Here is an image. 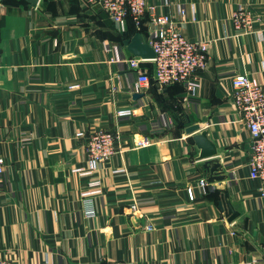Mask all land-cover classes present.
I'll use <instances>...</instances> for the list:
<instances>
[{
  "label": "crops",
  "instance_id": "1",
  "mask_svg": "<svg viewBox=\"0 0 264 264\" xmlns=\"http://www.w3.org/2000/svg\"><path fill=\"white\" fill-rule=\"evenodd\" d=\"M151 1L176 11L189 38L211 41L209 65L192 100H185L179 83L160 90L153 82L137 90L129 64L111 61L114 45L123 59L133 54L116 43L118 31L99 6L86 0H40L36 6L0 0V155L6 158L0 259L244 264L255 257L264 264L261 183L249 177L251 137L230 99L237 74L264 85V0ZM239 6L253 11L252 32L235 29L231 15ZM145 66L153 74L154 63ZM176 101L224 151L229 178L209 183L207 194L198 183L206 172L193 134L171 113ZM121 109L133 113L119 117ZM98 129L118 133L121 151L95 173L81 174L78 169L89 165L88 136ZM81 131L84 137L77 135ZM144 136L152 143L135 147ZM119 168L125 171L115 173ZM97 180L100 191L92 187ZM224 190L240 212L232 221L219 207Z\"/></svg>",
  "mask_w": 264,
  "mask_h": 264
},
{
  "label": "built area",
  "instance_id": "2",
  "mask_svg": "<svg viewBox=\"0 0 264 264\" xmlns=\"http://www.w3.org/2000/svg\"><path fill=\"white\" fill-rule=\"evenodd\" d=\"M88 5H97L102 8L113 22L115 29L124 33L128 29L129 18L137 27L146 22L148 25V43L154 48L156 57L145 60L141 57L128 55L125 59L118 55V46H113L114 56L112 62L128 63L137 78L135 86L137 90L148 88L154 81L162 90L164 87L180 83L185 86V100H192L201 88L200 72L206 70L209 65L210 40L191 39L180 28L175 17V12L167 11L164 5L151 0H86ZM182 16L185 11L178 8ZM236 30L252 32L255 16L253 11L239 6L231 15ZM153 62V74L149 73L145 63ZM72 85L71 88H77ZM231 102L237 112V122L243 123L248 129L251 137L249 146V160L247 162L249 177L259 181L261 196L264 199V85L255 78L242 73L237 74L231 81ZM131 109H121L117 112L119 117L130 116ZM169 121V118H168ZM167 122V120H165ZM167 125V124H165ZM84 137L86 132L77 134ZM120 135L110 130L98 129L93 131L87 140L88 170L79 168L81 174H92L100 169L101 165L108 161L113 155L121 151L119 145ZM152 139L144 136L135 141V147L150 145ZM6 171V158L0 155V181ZM125 168H119L114 172H123ZM199 186L204 194L208 193L209 182L207 177L199 180ZM99 180L92 183V187L100 191ZM91 192H85L84 196ZM191 199H194V191L188 189ZM94 211L88 209V217H93ZM255 257L248 259L244 264H257ZM0 264H19L13 261L0 259ZM44 264H54L48 260ZM68 264V263H67Z\"/></svg>",
  "mask_w": 264,
  "mask_h": 264
},
{
  "label": "water",
  "instance_id": "3",
  "mask_svg": "<svg viewBox=\"0 0 264 264\" xmlns=\"http://www.w3.org/2000/svg\"><path fill=\"white\" fill-rule=\"evenodd\" d=\"M32 6H36L40 0H25ZM123 44L134 56L141 57L145 60H152L156 57L154 48L148 43L147 38L141 33L136 32L133 36L124 39ZM144 93H136L134 97L143 96ZM188 117V125L185 128L186 134H193L192 139L195 148L199 151L198 160L203 161L202 166L209 183L224 181L229 178L224 165L221 161L223 149H220L210 136L208 127L202 128L200 123L192 122ZM196 132V133H195ZM211 190H214V185H211ZM219 207L225 212L229 221L235 219L240 212L233 205L227 190L223 191L219 201Z\"/></svg>",
  "mask_w": 264,
  "mask_h": 264
},
{
  "label": "trees",
  "instance_id": "4",
  "mask_svg": "<svg viewBox=\"0 0 264 264\" xmlns=\"http://www.w3.org/2000/svg\"><path fill=\"white\" fill-rule=\"evenodd\" d=\"M22 1H25V0H22ZM76 13H78V12H76ZM111 24H112V27L115 29L114 24H113L112 21H111ZM136 32H141L146 37L148 35V25L146 24V22H144V23H142V25L140 27H137L135 25V23L133 22V20L131 18H129L127 31H125L124 33H120V32L116 33V37L118 38L116 43L123 44L124 39L133 36ZM147 63H149V62H147ZM147 63H145V64H147ZM153 82L154 81H152L151 84ZM174 104L175 105H172V106H174L175 109H174L173 112H171V111L170 112L176 116V118H175L176 121L175 122H177V125L179 127H186L188 125V117H187L186 113H184L181 110V108L177 105V101ZM178 111L181 112L180 113L181 115L178 114Z\"/></svg>",
  "mask_w": 264,
  "mask_h": 264
},
{
  "label": "rangeland",
  "instance_id": "5",
  "mask_svg": "<svg viewBox=\"0 0 264 264\" xmlns=\"http://www.w3.org/2000/svg\"><path fill=\"white\" fill-rule=\"evenodd\" d=\"M180 100H181V101H184V98H183V99L181 98ZM177 103H178V102H177ZM178 106H179V105H178Z\"/></svg>",
  "mask_w": 264,
  "mask_h": 264
}]
</instances>
